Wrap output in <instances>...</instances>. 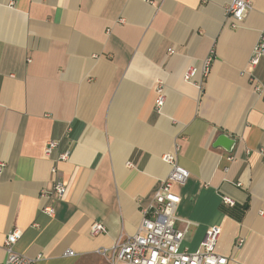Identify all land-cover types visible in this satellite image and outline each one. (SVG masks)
Instances as JSON below:
<instances>
[{
	"label": "crops",
	"instance_id": "1",
	"mask_svg": "<svg viewBox=\"0 0 264 264\" xmlns=\"http://www.w3.org/2000/svg\"><path fill=\"white\" fill-rule=\"evenodd\" d=\"M251 1L234 27L230 0H0V262L18 230L14 249L35 264H110L99 250L136 233L171 152L190 171L173 187L177 216L196 223L183 246L219 227L228 264H264V54L250 64L264 0ZM213 47L203 87L186 81ZM95 220L106 233L91 234Z\"/></svg>",
	"mask_w": 264,
	"mask_h": 264
},
{
	"label": "built area",
	"instance_id": "2",
	"mask_svg": "<svg viewBox=\"0 0 264 264\" xmlns=\"http://www.w3.org/2000/svg\"><path fill=\"white\" fill-rule=\"evenodd\" d=\"M252 8L251 0H230L226 12L227 16L234 20L232 25L237 27ZM119 21L124 22V19ZM263 54L264 33L253 49L250 64L256 65ZM214 60L215 49L213 47L200 65H192L187 69L184 75L185 80L203 87L204 81L211 73ZM198 76L200 79H197ZM157 92L156 108L161 110L166 100L165 87L161 82L157 86ZM58 146V141H48L45 147V155L52 156ZM163 158L171 164L172 169L156 191L151 204L142 208L143 217L136 233L129 236L120 235L111 247H103L99 253L105 256L110 264H228L229 258L217 250L221 235L219 227H213L207 231L197 250L192 251L183 246L187 234L196 223L180 219L177 216V208L181 198L174 192L173 187L176 183H186L190 171L179 164L175 153H166ZM67 159H69V152L64 151L59 155L56 162ZM3 165L4 163H2ZM52 172L55 179L53 194L62 198L67 192V185L58 175L57 164L53 166ZM51 194L46 190L42 192L44 198L50 197ZM223 202L229 206L236 204V201L230 196H224ZM43 211L50 216L55 214V208L52 205L44 206ZM179 220L184 222L183 228L177 226ZM90 230L92 235H98L106 233L107 227L103 221L95 220ZM20 237L21 233L18 230L6 235L4 245L8 256L0 264L36 263L35 258L19 253L14 249ZM74 254L72 249L66 252V255Z\"/></svg>",
	"mask_w": 264,
	"mask_h": 264
},
{
	"label": "water",
	"instance_id": "3",
	"mask_svg": "<svg viewBox=\"0 0 264 264\" xmlns=\"http://www.w3.org/2000/svg\"><path fill=\"white\" fill-rule=\"evenodd\" d=\"M234 142H235V140L232 137H230L229 135H227V134H221L217 138V140L215 142V145H217V146H223L226 149L231 150Z\"/></svg>",
	"mask_w": 264,
	"mask_h": 264
}]
</instances>
